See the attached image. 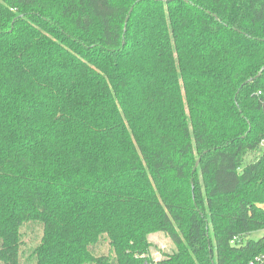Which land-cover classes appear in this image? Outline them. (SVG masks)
Returning <instances> with one entry per match:
<instances>
[{
	"label": "trees",
	"instance_id": "obj_1",
	"mask_svg": "<svg viewBox=\"0 0 264 264\" xmlns=\"http://www.w3.org/2000/svg\"><path fill=\"white\" fill-rule=\"evenodd\" d=\"M263 67L264 0H0V264L264 254Z\"/></svg>",
	"mask_w": 264,
	"mask_h": 264
},
{
	"label": "rangeland",
	"instance_id": "obj_2",
	"mask_svg": "<svg viewBox=\"0 0 264 264\" xmlns=\"http://www.w3.org/2000/svg\"><path fill=\"white\" fill-rule=\"evenodd\" d=\"M262 235H264V230L253 232L249 234L248 237L251 239H258ZM27 239L28 237L26 236L25 240ZM150 241L152 245L149 251V257L154 260L162 257L163 253L170 252L174 247V244L171 242L169 237L162 232L150 235ZM103 249L105 250L106 248L103 247Z\"/></svg>",
	"mask_w": 264,
	"mask_h": 264
},
{
	"label": "built area",
	"instance_id": "obj_3",
	"mask_svg": "<svg viewBox=\"0 0 264 264\" xmlns=\"http://www.w3.org/2000/svg\"><path fill=\"white\" fill-rule=\"evenodd\" d=\"M260 146L264 148V138L261 139ZM247 264H264V254L255 256Z\"/></svg>",
	"mask_w": 264,
	"mask_h": 264
},
{
	"label": "water",
	"instance_id": "obj_4",
	"mask_svg": "<svg viewBox=\"0 0 264 264\" xmlns=\"http://www.w3.org/2000/svg\"><path fill=\"white\" fill-rule=\"evenodd\" d=\"M263 68H264V67H263ZM263 68H262V69H263ZM260 74H261V71H259L254 77L250 78L249 81H253L255 78L259 77ZM197 162H198V161H196V165H197Z\"/></svg>",
	"mask_w": 264,
	"mask_h": 264
}]
</instances>
